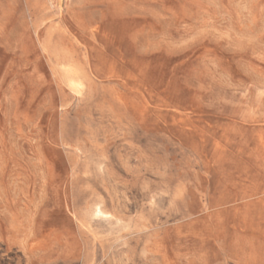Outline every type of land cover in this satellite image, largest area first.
<instances>
[{"label": "rangeland", "instance_id": "rangeland-1", "mask_svg": "<svg viewBox=\"0 0 264 264\" xmlns=\"http://www.w3.org/2000/svg\"><path fill=\"white\" fill-rule=\"evenodd\" d=\"M0 264H264V0H0Z\"/></svg>", "mask_w": 264, "mask_h": 264}, {"label": "bare ground", "instance_id": "bare-ground-1", "mask_svg": "<svg viewBox=\"0 0 264 264\" xmlns=\"http://www.w3.org/2000/svg\"><path fill=\"white\" fill-rule=\"evenodd\" d=\"M124 42H125V40H124ZM123 42V43H124ZM123 46V45H122ZM121 48V47H120ZM124 48V47H123ZM88 50V49H87ZM123 50V49H122ZM121 51V50H120ZM94 52V51H93ZM85 56V55H84ZM90 57V56H89ZM96 57V56H95ZM129 57V56H128ZM130 58V57H129ZM97 59V58H96ZM126 59V58H125ZM113 63V62H112ZM71 64V63H70ZM107 65V64H106ZM61 67V66H60ZM73 68H74V66H73ZM72 68V69H73ZM116 68H117V65H116ZM119 68V67H118ZM59 69V68H58ZM60 70V69H59ZM63 70V69H62ZM75 70V69H74ZM88 70V69H87ZM73 72V71H72ZM67 74V73H66ZM77 74V73H76ZM94 74V73H93ZM95 75H97V74H95ZM103 75V74H102ZM122 75V74H121ZM130 76V75H129ZM128 76V77H129ZM64 78H66V77H64ZM74 78V77H73ZM114 78V77H113ZM134 78V77H133ZM99 79H100V77H99ZM123 79V78H122ZM134 81H136V80H134ZM80 82H81V80H80ZM89 82V81H88ZM138 82V81H137ZM109 83V82H108ZM70 84V83H69ZM73 84V83H72ZM85 84H87V83H85ZM91 85V84H90ZM127 85V84H126ZM74 87H75V85H74ZM89 88V87H88ZM125 88H127V87H125ZM75 89H76V87H75ZM77 90H79V89H77ZM91 90V89H90ZM134 90V89H133ZM93 91V90H92ZM144 91V90H143ZM213 91V90H212ZM126 92V91H125ZM142 93V92H141ZM180 94V93H179ZM213 95V94H212ZM219 95V94H218ZM183 96V95H182ZM139 97H140V94H139ZM141 98V97H140ZM148 98V97H147ZM211 98V97H210ZM214 99V98H213ZM133 101V100H132ZM215 101V100H214ZM135 102V101H134ZM203 102V101H202ZM156 103V102H155ZM204 103V102H203ZM137 104V103H136ZM202 105V104H201ZM136 106V105H135ZM205 106V105H204ZM174 107V106H173ZM176 107V106H175ZM169 108V107H168ZM204 108V107H203ZM156 110V109H155ZM206 113V112H205ZM208 114V113H207ZM211 114V113H210ZM213 114V113H212ZM217 115V114H216ZM219 115V114H218ZM217 115V116H218ZM228 115V114H227ZM229 115H230V113H229ZM161 118V117H160ZM157 123H159V122H157ZM243 123V122H242ZM217 124H218V122H217ZM154 125V124H153ZM172 133V132H171ZM164 137V136H163ZM238 139V138H237ZM236 139V140H237ZM238 141V140H237ZM170 143H172V142H170ZM173 145V144H172ZM184 145H185V143H184ZM188 147V146H187ZM191 149V148H190ZM188 150V149H187ZM180 151V150H179ZM182 153V152H181ZM200 156V155H199ZM198 156V157H199ZM194 157V156H193ZM186 158V157H185ZM197 159V158H196ZM199 161V160H198ZM237 192V191H236ZM240 197V196H239ZM93 213H94V215L95 216H97V215H99V214H101V211L99 210V209H97V208H95V210L93 211ZM104 218H106V217H104Z\"/></svg>", "mask_w": 264, "mask_h": 264}]
</instances>
